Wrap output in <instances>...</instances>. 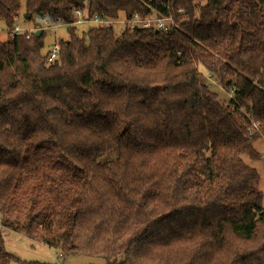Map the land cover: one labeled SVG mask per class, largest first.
<instances>
[{"label":"trees","instance_id":"trees-1","mask_svg":"<svg viewBox=\"0 0 264 264\" xmlns=\"http://www.w3.org/2000/svg\"><path fill=\"white\" fill-rule=\"evenodd\" d=\"M23 3L39 26L0 41L2 230L107 264H264L243 159H262L264 0H0L4 27ZM77 11L176 27L79 32ZM44 22L68 32L51 62ZM26 263L0 233V264Z\"/></svg>","mask_w":264,"mask_h":264},{"label":"rangeland","instance_id":"rangeland-1","mask_svg":"<svg viewBox=\"0 0 264 264\" xmlns=\"http://www.w3.org/2000/svg\"><path fill=\"white\" fill-rule=\"evenodd\" d=\"M206 0H202V4H204ZM25 5L22 4L21 11L19 14V27L31 29L34 28L39 23V18H36V23L25 20ZM124 15L120 16L118 22H113L111 26L116 31H120L121 29H124L125 26L122 24V21L124 20ZM93 22L90 21H82L80 23H77L75 26L77 27V30L85 31L90 26H94L92 24ZM68 38V32L66 28H64L63 25H59L57 27L52 26L46 29V36H45V47H44V53L47 51H51V49L54 47L55 42H57L58 39L60 40H66ZM6 40L5 37H3L0 34V41ZM203 77L208 86L211 88L212 91L216 92L221 101L224 103H228L229 99L233 96L232 93L229 91L223 89L216 81H214L213 78L210 77V74L206 73V71L203 72ZM253 126V125H252ZM252 131V130H251ZM254 147L257 152H259L262 156L261 160H252L248 156H244V161L247 165H249L252 168H255L259 174H260V181H259V188L264 193V138H261L258 140ZM263 206H264V200H263ZM0 233L3 236V239L5 241L6 249L8 252L16 255L21 260L27 262L26 264H32V263H40V264H107V262L103 259L98 258H91V257H85V256H72V257H66L61 258L60 252L49 249L46 246H43L41 244L35 243L27 238L19 237L14 233H8L6 230H2L0 225ZM11 234V235H10Z\"/></svg>","mask_w":264,"mask_h":264},{"label":"built area","instance_id":"built-area-1","mask_svg":"<svg viewBox=\"0 0 264 264\" xmlns=\"http://www.w3.org/2000/svg\"><path fill=\"white\" fill-rule=\"evenodd\" d=\"M75 16L77 18L76 23H80L82 21H90L93 22L92 24L96 27H110L113 22H118V20H111V19H102V18H97L94 17L90 20H87L83 17V14L79 11H77L75 13ZM14 21L16 23L15 27L11 30L8 29L6 27L3 26L2 23H0V34L7 38L8 34L10 31H12L15 34H23V33H30L35 31L33 28L31 29H26V28H21L19 27L18 21L19 18L15 17ZM122 24L129 28V29H134V28H153V29H157V30H162L164 32H167L171 29H174V27H176L175 22L173 20V18L171 16H167V15H149L146 17H141L139 15H135L132 18H126L124 17V20L122 21ZM44 26L45 29L52 27V26H48L47 22H44ZM55 27H57L58 25H54ZM58 55V47L54 46L51 51H50V57L48 59L49 62L53 61ZM253 127L255 129H258L259 124L255 123L253 124ZM254 133V131H252V134Z\"/></svg>","mask_w":264,"mask_h":264},{"label":"water","instance_id":"water-1","mask_svg":"<svg viewBox=\"0 0 264 264\" xmlns=\"http://www.w3.org/2000/svg\"><path fill=\"white\" fill-rule=\"evenodd\" d=\"M37 26H39V24H37ZM41 34H42V30H38V31L36 32V35H37V36H41Z\"/></svg>","mask_w":264,"mask_h":264},{"label":"crops","instance_id":"crops-1","mask_svg":"<svg viewBox=\"0 0 264 264\" xmlns=\"http://www.w3.org/2000/svg\"><path fill=\"white\" fill-rule=\"evenodd\" d=\"M7 232V231H6ZM8 233H11V232H8ZM14 234H16V233H14ZM11 235V234H10ZM17 236H19V237H23L22 235H19V234H16ZM23 238H25V237H23Z\"/></svg>","mask_w":264,"mask_h":264}]
</instances>
